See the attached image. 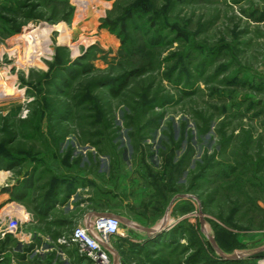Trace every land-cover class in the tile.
I'll return each mask as SVG.
<instances>
[{
  "label": "rangeland",
  "instance_id": "1",
  "mask_svg": "<svg viewBox=\"0 0 264 264\" xmlns=\"http://www.w3.org/2000/svg\"><path fill=\"white\" fill-rule=\"evenodd\" d=\"M0 72V264L264 259V0H0Z\"/></svg>",
  "mask_w": 264,
  "mask_h": 264
},
{
  "label": "built area",
  "instance_id": "2",
  "mask_svg": "<svg viewBox=\"0 0 264 264\" xmlns=\"http://www.w3.org/2000/svg\"><path fill=\"white\" fill-rule=\"evenodd\" d=\"M17 225L16 222L10 223L7 229L16 234L19 228ZM119 228L120 220L117 217L98 214L88 224L74 228L69 242L76 246L79 256L86 258L90 264H113L109 249ZM260 264H264V259Z\"/></svg>",
  "mask_w": 264,
  "mask_h": 264
},
{
  "label": "bare ground",
  "instance_id": "3",
  "mask_svg": "<svg viewBox=\"0 0 264 264\" xmlns=\"http://www.w3.org/2000/svg\"><path fill=\"white\" fill-rule=\"evenodd\" d=\"M2 78V73L0 72V80ZM3 86V90L0 93L1 96H17L12 90L9 89V87L7 85H2ZM3 175L2 172H0V176Z\"/></svg>",
  "mask_w": 264,
  "mask_h": 264
},
{
  "label": "water",
  "instance_id": "4",
  "mask_svg": "<svg viewBox=\"0 0 264 264\" xmlns=\"http://www.w3.org/2000/svg\"><path fill=\"white\" fill-rule=\"evenodd\" d=\"M222 258L226 259V260H233L238 258V255H229V256H225V255H221Z\"/></svg>",
  "mask_w": 264,
  "mask_h": 264
},
{
  "label": "trees",
  "instance_id": "5",
  "mask_svg": "<svg viewBox=\"0 0 264 264\" xmlns=\"http://www.w3.org/2000/svg\"><path fill=\"white\" fill-rule=\"evenodd\" d=\"M154 39H157V37H154Z\"/></svg>",
  "mask_w": 264,
  "mask_h": 264
}]
</instances>
